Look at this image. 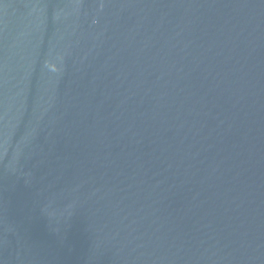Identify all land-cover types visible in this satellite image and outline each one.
Here are the masks:
<instances>
[{
    "label": "water",
    "instance_id": "95a60500",
    "mask_svg": "<svg viewBox=\"0 0 264 264\" xmlns=\"http://www.w3.org/2000/svg\"><path fill=\"white\" fill-rule=\"evenodd\" d=\"M0 264H264V0H0Z\"/></svg>",
    "mask_w": 264,
    "mask_h": 264
}]
</instances>
